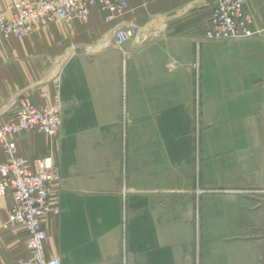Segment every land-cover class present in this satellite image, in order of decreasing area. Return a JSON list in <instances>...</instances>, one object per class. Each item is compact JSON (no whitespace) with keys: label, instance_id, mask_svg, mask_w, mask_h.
Returning a JSON list of instances; mask_svg holds the SVG:
<instances>
[{"label":"crops","instance_id":"0c3cea01","mask_svg":"<svg viewBox=\"0 0 264 264\" xmlns=\"http://www.w3.org/2000/svg\"><path fill=\"white\" fill-rule=\"evenodd\" d=\"M128 1L118 15L92 7L87 22L0 37V121L21 95L62 104L57 136L11 135L29 160L50 153L61 174L50 191L59 213L42 217L45 256L121 264L125 162L127 264H197V232L202 264H263V195L241 189L264 183V0L245 5L261 32L223 41L204 36L214 0ZM120 26L138 29L122 50ZM12 203L0 197V223ZM14 225L0 232V264L26 254Z\"/></svg>","mask_w":264,"mask_h":264},{"label":"built area","instance_id":"2783aa9c","mask_svg":"<svg viewBox=\"0 0 264 264\" xmlns=\"http://www.w3.org/2000/svg\"><path fill=\"white\" fill-rule=\"evenodd\" d=\"M245 5L246 0H214L204 31L205 38L223 41L259 34L261 29L250 26L253 20L252 16L245 12ZM92 7L118 15L128 9L130 4L128 0H13L4 8H0V36L8 37L14 31H30L35 23L67 22L75 16L87 22ZM137 34L138 29L135 26H120L113 32V44L122 50L125 42ZM43 95L49 100L47 94ZM127 123L124 82L120 119L123 139L126 136ZM61 124L62 104L58 94L41 107L34 105L26 95L18 96L13 114L7 120L0 121V147L6 154V159L0 162V197L11 194L13 198L8 218L0 223V231L10 229L14 224H20L25 229L26 254L19 258V264H61L59 256L47 257L44 254L47 231L42 224L44 215L59 213L57 198L52 196L50 191L55 183H60L61 174L50 153L29 160L19 153L16 141L11 135L35 129L53 138L58 135ZM124 173L125 162L122 167L121 186V264H127L124 210L127 187ZM241 191L261 193L264 199V183L257 188H244Z\"/></svg>","mask_w":264,"mask_h":264},{"label":"rangeland","instance_id":"374dc122","mask_svg":"<svg viewBox=\"0 0 264 264\" xmlns=\"http://www.w3.org/2000/svg\"><path fill=\"white\" fill-rule=\"evenodd\" d=\"M0 37H2V36H0ZM2 38H4V37H2ZM3 222V221H2ZM1 222V223H2ZM13 227H15V225H13L10 229H12ZM202 241H201V236H200V234L197 232V234H196V236H195V246H196V253H197V264H202V261H200V259H199V257H200V255L202 254L201 253V248H200V245H202ZM264 254V253H263ZM263 262H264V260H263ZM262 262V263H263Z\"/></svg>","mask_w":264,"mask_h":264},{"label":"bare ground","instance_id":"6f19581e","mask_svg":"<svg viewBox=\"0 0 264 264\" xmlns=\"http://www.w3.org/2000/svg\"><path fill=\"white\" fill-rule=\"evenodd\" d=\"M33 130H34V129H33ZM1 197H2V196H1ZM7 218H8V217H7ZM7 218H6V219H7ZM5 230H8V229H5ZM1 231H3V230H1ZM1 231H0V232H1Z\"/></svg>","mask_w":264,"mask_h":264}]
</instances>
